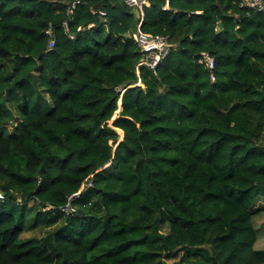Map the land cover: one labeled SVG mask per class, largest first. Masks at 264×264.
I'll list each match as a JSON object with an SVG mask.
<instances>
[{
  "label": "trees",
  "instance_id": "trees-1",
  "mask_svg": "<svg viewBox=\"0 0 264 264\" xmlns=\"http://www.w3.org/2000/svg\"><path fill=\"white\" fill-rule=\"evenodd\" d=\"M149 3L0 0V264H264V11Z\"/></svg>",
  "mask_w": 264,
  "mask_h": 264
},
{
  "label": "built area",
  "instance_id": "built-area-1",
  "mask_svg": "<svg viewBox=\"0 0 264 264\" xmlns=\"http://www.w3.org/2000/svg\"><path fill=\"white\" fill-rule=\"evenodd\" d=\"M133 9H138L144 14V8L149 6V0H126ZM244 4L248 7L264 11V0H244ZM105 14V12H102ZM134 38L143 52V59L139 65H146L152 69H156L159 64L167 57L171 44L169 37L162 34H151L141 30V24L137 26V31L134 33ZM54 40H51L49 47L53 48ZM201 61H205L209 67L213 68L215 65L214 58L208 54L203 53ZM215 80V76L212 75ZM3 195L0 193V199Z\"/></svg>",
  "mask_w": 264,
  "mask_h": 264
},
{
  "label": "rangeland",
  "instance_id": "rangeland-1",
  "mask_svg": "<svg viewBox=\"0 0 264 264\" xmlns=\"http://www.w3.org/2000/svg\"><path fill=\"white\" fill-rule=\"evenodd\" d=\"M140 84V83H139ZM12 103V102H11ZM13 105H15V103H12ZM122 111V100L119 101V109L117 110L114 118L112 120H110V124L113 123L114 119H116L118 117V115L120 114V112ZM16 123H12L10 125H8L7 127V131L10 132L14 129ZM118 132L120 133V140H122L124 138V132L122 130V132L120 130H118ZM111 164L107 165L105 168L110 167ZM264 205V197L261 198L258 202H257V206L262 207ZM264 221V211L258 215L257 217H255L254 219V223H255V227L258 229V240L255 244V248L257 249H264V229L262 228L261 224ZM40 228L33 230V231H28L25 232L24 235H21V239H24L25 237H31V236H41L44 233V230H39ZM49 231V230H48ZM47 231V232H48ZM169 229L168 228H164V232H168Z\"/></svg>",
  "mask_w": 264,
  "mask_h": 264
},
{
  "label": "water",
  "instance_id": "water-1",
  "mask_svg": "<svg viewBox=\"0 0 264 264\" xmlns=\"http://www.w3.org/2000/svg\"><path fill=\"white\" fill-rule=\"evenodd\" d=\"M133 13L138 17V18H141V19H143L144 18V15L141 13V11L140 10H138V9H133ZM222 25V24H221ZM136 31H137V25H136V22H133L132 23V26H131V35L133 36L134 35V33H136ZM124 139V138H123ZM122 139V140H123ZM78 194H74L72 197H74V196H77Z\"/></svg>",
  "mask_w": 264,
  "mask_h": 264
}]
</instances>
